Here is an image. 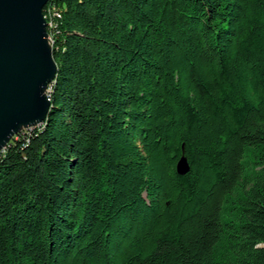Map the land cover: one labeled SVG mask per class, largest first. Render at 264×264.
Listing matches in <instances>:
<instances>
[{
  "label": "trees",
  "instance_id": "1",
  "mask_svg": "<svg viewBox=\"0 0 264 264\" xmlns=\"http://www.w3.org/2000/svg\"><path fill=\"white\" fill-rule=\"evenodd\" d=\"M43 17L57 71L0 151V264H264V0Z\"/></svg>",
  "mask_w": 264,
  "mask_h": 264
},
{
  "label": "water",
  "instance_id": "2",
  "mask_svg": "<svg viewBox=\"0 0 264 264\" xmlns=\"http://www.w3.org/2000/svg\"><path fill=\"white\" fill-rule=\"evenodd\" d=\"M48 0H0V151L22 129L40 126L50 102L48 85L56 64L43 9ZM189 167L182 154L176 173Z\"/></svg>",
  "mask_w": 264,
  "mask_h": 264
},
{
  "label": "rangeland",
  "instance_id": "3",
  "mask_svg": "<svg viewBox=\"0 0 264 264\" xmlns=\"http://www.w3.org/2000/svg\"><path fill=\"white\" fill-rule=\"evenodd\" d=\"M25 132H27V129H22L20 133H25ZM15 137H16V136H15ZM255 169H258V168H254L253 165L249 164L248 170H249L250 172H255V171H256ZM225 255H226V254H224V256H225ZM226 256L228 257V255H226Z\"/></svg>",
  "mask_w": 264,
  "mask_h": 264
},
{
  "label": "bare ground",
  "instance_id": "4",
  "mask_svg": "<svg viewBox=\"0 0 264 264\" xmlns=\"http://www.w3.org/2000/svg\"><path fill=\"white\" fill-rule=\"evenodd\" d=\"M48 41H49V39H48ZM50 43V42H49Z\"/></svg>",
  "mask_w": 264,
  "mask_h": 264
},
{
  "label": "built area",
  "instance_id": "5",
  "mask_svg": "<svg viewBox=\"0 0 264 264\" xmlns=\"http://www.w3.org/2000/svg\"><path fill=\"white\" fill-rule=\"evenodd\" d=\"M48 39H49V37H48Z\"/></svg>",
  "mask_w": 264,
  "mask_h": 264
}]
</instances>
